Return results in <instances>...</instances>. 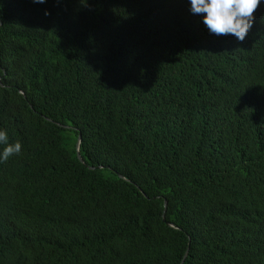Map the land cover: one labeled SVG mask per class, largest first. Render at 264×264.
<instances>
[{
  "label": "trees",
  "instance_id": "trees-1",
  "mask_svg": "<svg viewBox=\"0 0 264 264\" xmlns=\"http://www.w3.org/2000/svg\"><path fill=\"white\" fill-rule=\"evenodd\" d=\"M254 16L239 42L188 0H0V264H264Z\"/></svg>",
  "mask_w": 264,
  "mask_h": 264
},
{
  "label": "clouds",
  "instance_id": "clouds-1",
  "mask_svg": "<svg viewBox=\"0 0 264 264\" xmlns=\"http://www.w3.org/2000/svg\"><path fill=\"white\" fill-rule=\"evenodd\" d=\"M33 3L43 4L46 0H33ZM188 3L193 14L201 15L202 23L210 34L231 35L243 42L253 26L254 13L264 0H188ZM0 145L3 146L0 163L22 150L19 141L9 142L6 129H0Z\"/></svg>",
  "mask_w": 264,
  "mask_h": 264
},
{
  "label": "water",
  "instance_id": "water-1",
  "mask_svg": "<svg viewBox=\"0 0 264 264\" xmlns=\"http://www.w3.org/2000/svg\"><path fill=\"white\" fill-rule=\"evenodd\" d=\"M82 140H83V135H81L80 137V141H79V145H78V148H79V156H80V160L82 162H84V160L82 159V155H81V145H82ZM90 169H93V168H90ZM121 178H123V176H121ZM167 206H168V202L166 201L165 202V212H166V209H167ZM173 226V225H171ZM189 256V254L187 255V257Z\"/></svg>",
  "mask_w": 264,
  "mask_h": 264
}]
</instances>
